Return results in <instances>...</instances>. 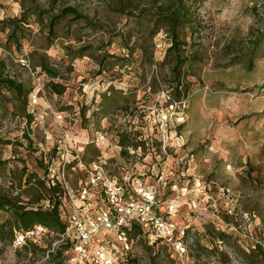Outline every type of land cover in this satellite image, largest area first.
<instances>
[{
	"label": "rangeland",
	"instance_id": "rangeland-1",
	"mask_svg": "<svg viewBox=\"0 0 264 264\" xmlns=\"http://www.w3.org/2000/svg\"><path fill=\"white\" fill-rule=\"evenodd\" d=\"M165 1L62 0L61 6L76 7L96 25L70 16L53 38L47 16L35 10H48L50 0H0V59L7 62L6 75L28 93L22 98L0 90V138L9 142L0 144V194H23L24 168L43 177L58 160L64 134L74 151L71 160L79 156L72 161L76 170L68 172L73 189L86 179L79 162L88 169L100 158L113 176L130 171L147 187L157 185L163 162L151 152L160 149L164 125L170 144L165 159L178 189L159 190L158 209L163 213L168 201L178 200L175 219L190 227L187 253L154 243L137 228L128 233V264H264V0H186L191 20L175 51L157 10ZM22 16L28 23L18 21ZM16 25L17 38L11 39ZM79 54L84 56L75 58ZM42 62L59 77H49ZM178 77L187 92L175 90ZM52 82L65 86L63 96L50 92ZM95 87L100 97L92 94ZM111 87L122 92L123 106L131 111L117 110L99 123L93 113ZM118 125L141 132L140 156L121 155ZM98 132L107 133L108 146L93 143ZM195 179L211 184L197 210L187 205ZM224 187L241 194L232 217L220 193ZM39 206L47 208L48 202ZM0 217V226L8 224L5 238L0 232V264H48L42 260L57 240L54 233L40 247L15 248L11 215L2 211ZM109 239L122 246L116 236Z\"/></svg>",
	"mask_w": 264,
	"mask_h": 264
},
{
	"label": "built area",
	"instance_id": "built-area-1",
	"mask_svg": "<svg viewBox=\"0 0 264 264\" xmlns=\"http://www.w3.org/2000/svg\"><path fill=\"white\" fill-rule=\"evenodd\" d=\"M158 48L161 49L162 45L158 44ZM96 92L97 97H100V88H93L92 94ZM159 131L162 144L159 150L153 149L151 155L160 159L163 164L157 175V185L150 187L143 184L135 175H130V171H126L121 177L113 176L108 170L107 161L100 158L89 165L88 169L84 168L81 161L79 162L78 166L82 171L86 170L87 176L86 179H81L78 189H73L68 172L71 169L76 170V167L72 166V161L79 160V156H74V160H71L74 151L69 145V135L62 136L58 141V161L51 165L50 170L52 184L59 183L64 189L62 207L69 210V228L58 236L43 257V262L49 263L52 256L57 254L59 247L71 241L75 244V255L67 260L68 264H124L118 261V256L131 251L128 233L135 225L140 226L145 235L154 238V243L166 244L180 255L187 253L185 238L190 227L180 226L175 219L180 209L178 200L168 201L163 213L158 209L159 190L178 189V184L170 181V175L173 173L165 159L170 149V144L167 143V130L164 125H160ZM93 143L98 147L108 146L107 133L98 132ZM118 148L123 150L120 144ZM127 150L130 155H141V147L136 149L128 147ZM210 190L211 184L195 179L194 197L190 198L187 205L194 210L199 209L200 198ZM220 193L226 197V214L230 217L235 216L241 194L231 192L225 187L220 189ZM94 195L99 202L95 201ZM246 218L250 221L248 215ZM45 232L44 226L36 225L25 233H19L14 239V247L23 248L28 239H41ZM111 236L118 238L122 244L120 248L112 244L109 239ZM90 255L94 256L93 262Z\"/></svg>",
	"mask_w": 264,
	"mask_h": 264
},
{
	"label": "trees",
	"instance_id": "trees-1",
	"mask_svg": "<svg viewBox=\"0 0 264 264\" xmlns=\"http://www.w3.org/2000/svg\"><path fill=\"white\" fill-rule=\"evenodd\" d=\"M61 5L62 0H50V8L48 10H41L40 8L35 9L36 15H38L39 17H44L45 15L47 16L48 32L49 35L53 38L57 37V30L63 20L67 19L70 16H72V18L77 22L84 21L89 25H96L89 18V16L83 14L76 7H67ZM157 10L160 13L159 18L161 19V23L167 25L170 29V32L172 34L171 51H175L183 45V41L181 39L182 31H184V28L187 26V24H189V21L191 20V11L188 3L186 0H166L164 3H162V5L159 6V8H157ZM18 21H20L21 23H28V18H26V16H22V18ZM14 27L15 28L12 30V33L9 37L11 39L17 38L18 31L20 29V27L17 25ZM263 36L264 34H262L261 38ZM82 56H84V54H79V56H76L75 58ZM176 57L177 65L174 69L175 73L177 72L179 62L181 61L180 55H177ZM253 61V58L249 60L250 66L253 64ZM39 66H41L42 70L51 78H58L60 75L59 72L55 68H51L47 64V62H42ZM6 70V60L0 59V90L5 89L16 94L18 97H27L28 93L24 91L23 84L7 76ZM178 79L179 80L177 81L175 90L178 93H181V91H179V88L184 87L185 92H187L188 87H186V83L181 80V77H178ZM49 90L52 94L63 96L66 88L62 84L52 82L49 84ZM101 97L102 100L97 107L98 110L93 113V116L95 118H98L99 123L109 116H114L117 110L122 114L130 113L131 110H129V107L123 106V101L125 100V98L123 97L122 92L115 90L113 87L109 88L106 92L101 94ZM85 113L86 111H84V116H86ZM30 119H32V117H30ZM121 127V125L117 126L119 144L123 148L121 155L127 158H131L132 156H130L127 148H139L142 146V143L144 145V142L140 140L141 132H133L132 128L131 130H129L128 128L122 130ZM4 143L9 144V142H5L0 138V144ZM54 163H56V161L48 164L43 177L39 176L37 173H28V171L24 168V176H22L23 179L20 180L19 186L20 189H23L22 192L25 196H23V194H18L16 196L6 193L0 194V212L6 211V213H9L11 215V224L8 231L10 240L12 242H14L17 234L25 233L33 229L36 225H42L45 227L46 232L41 239H28L27 244L23 248L30 249L32 246L40 247L41 242L44 239L50 237L52 233L56 235L55 239H58V236L62 233H65L69 228V210L62 207V205L64 204V189L60 186L59 183H56V185L52 184L53 178L50 169L51 165ZM94 196L96 197L95 201L99 202L97 196ZM25 199H27V202H25ZM42 201L48 202L47 208H44V206L36 207V204H40ZM7 226L8 224H6V222L2 223L0 226L2 238L6 237L5 229L7 228ZM137 228H139L140 233L143 232V229L137 225L132 227L131 230L135 229L134 231H136ZM220 235V238L224 239L225 234ZM159 243L160 242H157V244ZM74 246L75 244L71 241H68L66 244H62L59 247L57 254L52 256V259L48 264H68L67 260L75 255ZM129 257L130 252L119 255L118 261L124 264H128L130 259Z\"/></svg>",
	"mask_w": 264,
	"mask_h": 264
}]
</instances>
